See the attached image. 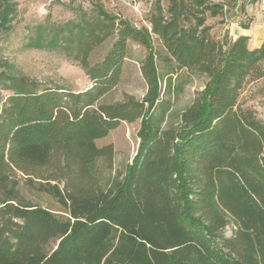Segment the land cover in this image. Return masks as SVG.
I'll use <instances>...</instances> for the list:
<instances>
[{
    "label": "trees",
    "instance_id": "1",
    "mask_svg": "<svg viewBox=\"0 0 264 264\" xmlns=\"http://www.w3.org/2000/svg\"><path fill=\"white\" fill-rule=\"evenodd\" d=\"M0 2L4 27L9 9ZM223 6L170 0L165 17L156 0L150 31L102 9L71 23L59 43L88 77L81 92L6 76L0 264H264V124L237 106L245 78L259 74L264 44L248 50L246 37L213 40L206 14L222 15ZM112 37L92 64V53ZM129 41L146 51L139 68L146 94L105 103L120 82ZM157 61L169 68L165 80ZM179 71L207 81L176 122L161 128L162 84L177 93L181 88L167 75ZM156 108L162 109L158 118ZM137 120L136 152L111 176L112 146L99 148L96 141ZM23 189L49 196L62 214L28 199Z\"/></svg>",
    "mask_w": 264,
    "mask_h": 264
},
{
    "label": "rangeland",
    "instance_id": "2",
    "mask_svg": "<svg viewBox=\"0 0 264 264\" xmlns=\"http://www.w3.org/2000/svg\"><path fill=\"white\" fill-rule=\"evenodd\" d=\"M8 11V21L0 27V107L5 98L11 94L7 89L6 76L28 78L42 87L63 88L72 92H81L90 86L85 72L74 62L70 53L59 43L62 31L71 23H80L82 19L94 18L98 10H103L115 21L122 20L131 27L140 29L151 26L148 22L152 5L156 0H3ZM209 3H220L226 6L227 20L238 25L257 26L264 32V0H207ZM163 15L167 16L170 0H159ZM1 3V2H0ZM8 4V5H7ZM4 5V4H3ZM210 18L212 21H210ZM215 28L211 38L218 42L230 43L226 23L222 15L211 17L206 14V21ZM209 27V26H208ZM115 37L108 39L98 47L90 58L92 64L101 60L108 51ZM51 40H57L56 44ZM153 46L162 51L157 37L152 36ZM264 43V38L257 44ZM146 51L140 45L128 42V58L125 60L119 84L103 102L112 103L131 96L141 100L146 94V86L140 74V62ZM259 74L248 75L238 92L237 106L251 110L256 119L264 124V61L259 64ZM159 74L166 79L169 68L157 61ZM171 76V77H170ZM170 77L174 87L181 88L177 93H167L163 88L161 100L167 111L160 123L161 128L175 123L179 114L194 100L203 89L207 78L201 75L179 71ZM162 109L156 108L153 117L158 118ZM140 121L121 122L108 135L96 141L97 147L110 145L113 149L111 176L120 173L133 158L137 145V131ZM259 162L264 170V157ZM25 196L50 209L53 213L62 214L61 207L47 195H36L23 189ZM232 227L225 229L229 237Z\"/></svg>",
    "mask_w": 264,
    "mask_h": 264
},
{
    "label": "crops",
    "instance_id": "3",
    "mask_svg": "<svg viewBox=\"0 0 264 264\" xmlns=\"http://www.w3.org/2000/svg\"><path fill=\"white\" fill-rule=\"evenodd\" d=\"M255 1L256 0H254V1L248 0L247 3L255 2ZM226 9L227 8L224 5L222 18H223L224 23H226V29L228 31V33H227L228 39L231 42H234L239 37H246L247 38L246 45H247L248 50H255V49L260 48V46L264 43L261 44V42H260V44L258 45L257 42L260 39L264 38V32H262V31L260 32V30H258L256 28L257 26L250 25L249 27H247L244 25H238V22L237 23L230 22L229 20H227V14H226L227 10ZM212 19H214V18H210L209 20L212 21ZM207 26L210 27V35H212L215 28L211 27V25L208 23H207ZM263 26H264V24H263Z\"/></svg>",
    "mask_w": 264,
    "mask_h": 264
}]
</instances>
